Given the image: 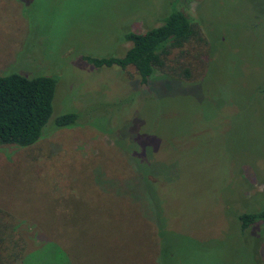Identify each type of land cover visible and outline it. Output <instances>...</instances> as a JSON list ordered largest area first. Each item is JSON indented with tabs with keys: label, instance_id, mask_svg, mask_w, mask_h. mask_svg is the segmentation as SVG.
Wrapping results in <instances>:
<instances>
[{
	"label": "rangeland",
	"instance_id": "obj_1",
	"mask_svg": "<svg viewBox=\"0 0 264 264\" xmlns=\"http://www.w3.org/2000/svg\"><path fill=\"white\" fill-rule=\"evenodd\" d=\"M172 7L209 46L169 49L146 84L81 58L121 55ZM9 72L55 79L41 136L0 146V227L34 246L25 264H264V220L237 218L264 209V0H0Z\"/></svg>",
	"mask_w": 264,
	"mask_h": 264
},
{
	"label": "trees",
	"instance_id": "obj_2",
	"mask_svg": "<svg viewBox=\"0 0 264 264\" xmlns=\"http://www.w3.org/2000/svg\"><path fill=\"white\" fill-rule=\"evenodd\" d=\"M122 39L130 45L119 56L82 55L81 58L95 67L115 65L125 68L130 65L139 82L146 84L154 70L165 71L164 60L169 49H181L190 41L206 45V48L209 46L198 24L175 7L165 13L159 25L144 32L126 31ZM205 52L208 54L207 50ZM187 70L186 67L181 72L187 75ZM54 89L55 79L51 76L27 77L17 72L0 74V146L25 147L41 136L52 110ZM75 120L74 112H64L54 118V125L57 128L72 126ZM237 218L243 230L257 220H264V209L242 212ZM4 230L5 227H0V264H25L34 256V246L25 252L26 245L24 247L18 239L4 238ZM49 245L56 249L53 244ZM56 253L61 261L57 262L53 254L52 264H69L64 250H56ZM158 255V264H163V250H159Z\"/></svg>",
	"mask_w": 264,
	"mask_h": 264
},
{
	"label": "crops",
	"instance_id": "obj_3",
	"mask_svg": "<svg viewBox=\"0 0 264 264\" xmlns=\"http://www.w3.org/2000/svg\"><path fill=\"white\" fill-rule=\"evenodd\" d=\"M156 262V261H155ZM156 264H158L157 262H156Z\"/></svg>",
	"mask_w": 264,
	"mask_h": 264
}]
</instances>
